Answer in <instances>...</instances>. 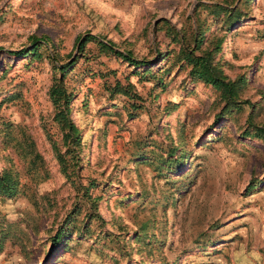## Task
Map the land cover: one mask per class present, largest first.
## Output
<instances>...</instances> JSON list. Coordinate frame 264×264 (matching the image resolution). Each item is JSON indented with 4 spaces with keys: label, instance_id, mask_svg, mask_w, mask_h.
<instances>
[{
    "label": "rangeland",
    "instance_id": "obj_1",
    "mask_svg": "<svg viewBox=\"0 0 264 264\" xmlns=\"http://www.w3.org/2000/svg\"><path fill=\"white\" fill-rule=\"evenodd\" d=\"M217 41L264 126V0H0V172L18 187L0 264H264V138L245 102L217 118L182 56ZM60 78L80 138L67 170Z\"/></svg>",
    "mask_w": 264,
    "mask_h": 264
},
{
    "label": "trees",
    "instance_id": "obj_2",
    "mask_svg": "<svg viewBox=\"0 0 264 264\" xmlns=\"http://www.w3.org/2000/svg\"><path fill=\"white\" fill-rule=\"evenodd\" d=\"M238 18V12L229 13L227 15V20L230 22L236 21ZM86 37H84L80 41V48L87 42ZM36 40L34 41L35 45ZM220 41H217L215 45L210 48H206L203 52L198 54L195 49L182 50V56L184 61L189 67V77L193 81L203 82L212 85L216 90L219 91L220 99L224 102L222 109L217 114V118L222 117L223 115H227L236 110L242 109V102L249 104L252 108L251 113L247 117L248 128L250 130H245L247 134L252 133L256 137L264 138V126H254L252 121L253 117L257 116V114H253V109L257 107L256 103H251L248 100H241V95L247 87V80L245 77L240 76L234 80H228L227 77L223 74V72L216 67L214 64V56L215 53L219 50ZM37 47H33L31 50H27L26 48H21L14 52L15 55H28L32 53H36ZM113 52L120 57L126 59L127 61H131L134 64H139L140 61L133 59L132 57L127 55L126 53L120 51ZM62 79H57L54 85L51 87V97L52 102L55 107L59 110L55 114V119L58 123L59 129L62 132V144L66 147L64 153L58 155L59 162L62 164L64 170H67L68 167V159L65 155L71 154L73 157L75 155L77 146L80 143V138L78 131L74 124L68 119L66 112L63 108L65 101L67 102V94L66 89L62 85ZM64 100L62 103L61 100ZM251 103V104H250ZM258 103V102H257ZM38 156V154H37ZM17 181L13 177V175L9 172V170H5L0 172V199H9L14 197L17 192ZM2 232H0L1 234ZM68 233L66 230L62 229L56 231V233L52 236V249L60 245L64 238H66ZM3 237V236H2ZM4 238L1 239V241ZM71 240V239H69Z\"/></svg>",
    "mask_w": 264,
    "mask_h": 264
}]
</instances>
